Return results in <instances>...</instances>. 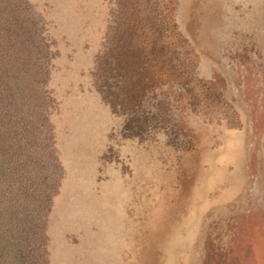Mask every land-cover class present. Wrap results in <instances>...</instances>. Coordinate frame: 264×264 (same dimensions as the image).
Segmentation results:
<instances>
[{"label":"rangeland","instance_id":"1","mask_svg":"<svg viewBox=\"0 0 264 264\" xmlns=\"http://www.w3.org/2000/svg\"><path fill=\"white\" fill-rule=\"evenodd\" d=\"M0 83L6 264H264V0H0Z\"/></svg>","mask_w":264,"mask_h":264},{"label":"trees","instance_id":"2","mask_svg":"<svg viewBox=\"0 0 264 264\" xmlns=\"http://www.w3.org/2000/svg\"><path fill=\"white\" fill-rule=\"evenodd\" d=\"M0 84L4 85L5 83H0ZM4 88L0 86V94L4 91ZM10 107H11L10 102L6 101V104H5L0 101V110L3 109V113H4L3 116H0V142L2 141V143H4L7 148H8L7 145L10 143V139L11 140L12 138L14 139V136H13L14 129L12 128L14 124H13V121L11 120L13 116L12 115L7 116L8 110L10 109ZM18 145H22V142L18 143ZM8 151H9V148H8ZM6 196H7L6 198L8 199V202H4L5 197L2 198L1 193H0V241H1L0 242V255H3L2 258L0 256V261L4 260L5 261L4 264H6V260L8 259V256L11 257V255L13 254V250H11L10 252V245L8 247V243L9 241L11 243L10 234H11L12 229L16 227V224L14 223L15 220L13 221V219L9 216L10 211L13 207V204L9 202V200H11L10 198L11 195L10 197H8L9 195H6Z\"/></svg>","mask_w":264,"mask_h":264}]
</instances>
